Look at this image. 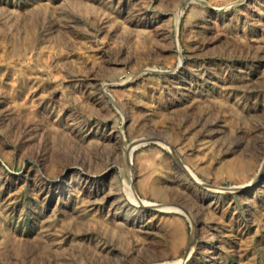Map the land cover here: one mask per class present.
Returning a JSON list of instances; mask_svg holds the SVG:
<instances>
[{"label":"rangeland","instance_id":"1","mask_svg":"<svg viewBox=\"0 0 264 264\" xmlns=\"http://www.w3.org/2000/svg\"><path fill=\"white\" fill-rule=\"evenodd\" d=\"M0 264H264V0H0Z\"/></svg>","mask_w":264,"mask_h":264},{"label":"bare ground","instance_id":"2","mask_svg":"<svg viewBox=\"0 0 264 264\" xmlns=\"http://www.w3.org/2000/svg\"><path fill=\"white\" fill-rule=\"evenodd\" d=\"M240 188L245 189L246 193H249L255 188V182L253 180H251L247 183L242 184ZM143 204L145 206L146 202H143ZM168 209H176V208H168ZM176 213H181V212H176ZM192 223H194V221H192Z\"/></svg>","mask_w":264,"mask_h":264}]
</instances>
